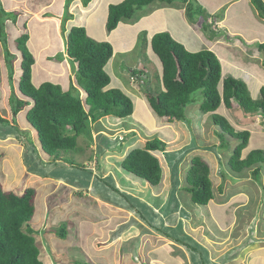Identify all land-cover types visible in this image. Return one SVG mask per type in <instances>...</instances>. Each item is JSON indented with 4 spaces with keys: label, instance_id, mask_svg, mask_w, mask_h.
Segmentation results:
<instances>
[{
    "label": "rangeland",
    "instance_id": "374dc122",
    "mask_svg": "<svg viewBox=\"0 0 264 264\" xmlns=\"http://www.w3.org/2000/svg\"><path fill=\"white\" fill-rule=\"evenodd\" d=\"M48 1L49 0H0V28H2V33L5 32L6 35V37L1 36V39H7V45L10 49L7 56L3 51L4 44L2 41L0 42V113L4 118L9 120L6 123L0 122V153L2 154L0 159V183L4 191L22 193L27 188H33L35 190L33 199V221L31 220L32 222L30 221L29 224L34 230L33 235L36 238V245L40 249V258L43 264H111L112 260L97 256L101 249L105 248L109 243H107V241L101 242L100 239L101 243L96 242L95 244L92 241L90 242L87 235V232H89L88 227H93L91 221H93L94 218L96 219L102 216V209L100 207L103 205H101L99 199L101 190L105 189L106 186L105 181L102 179L104 170H106L102 160V154L106 151L105 149L108 145H110V148H116L117 152H124L121 155L115 154V156L111 158L113 163L118 166L120 165V157L127 151L133 147L143 146L145 139L149 137L152 138L154 134V137H158L159 134L155 132L151 136L148 135V131L145 129L144 132L142 129L141 123L143 122L135 120L134 114H132L118 121L119 124L116 126L119 130H122L120 131L122 133L121 136H124L122 137L123 142L121 143L120 133H116V128L111 131L103 129L113 137L109 138L102 133L99 134L98 130L112 126L106 122L111 118L114 119L112 116H104L95 124L97 127L96 130H92L91 133H85L78 137L77 146L73 150L54 153L53 155L49 154L50 156L45 154L36 129L27 121L31 103L28 102L29 99L21 94L18 86L22 53L19 49L17 38L24 32L29 34L27 47L35 57L32 78L36 85L49 80L61 85L64 89L71 87V83L75 82L76 74L73 66L71 65L72 71V69L70 70L68 68L67 61H65L66 57H68L67 49H63V45L61 47L59 43H55L58 38L55 39L54 43L51 45L52 47L46 51H42L39 45L41 39L40 35L43 30L44 33L47 34V29H44L42 26L44 23L50 25L48 29L51 36H48L49 38H53V35L59 34L55 31L57 28L55 20L59 21L57 19L58 13L55 12L61 10V8L57 7L58 5L55 4V2L50 10L45 8L35 13V11L40 8V6H36L37 4L39 5V3L42 4ZM81 1L84 2V0ZM97 1L98 0H91L89 3V15L81 16L75 13L74 22L71 24L87 28L92 35H90V37L95 41L100 39L103 23L99 2ZM193 2L194 7L195 5L197 8L200 7L196 4L195 0H193ZM64 3H66L64 10H62L64 20H61L62 23L58 27L60 32L62 31L63 36L67 35L70 30L69 24H67V22V25L64 23L69 14V1L66 0ZM48 11L51 16H44L43 13H49ZM75 12H77V10H75ZM196 14H201L204 18L209 16L203 9L202 13L196 11ZM187 15L188 18L191 19L188 13ZM63 25H65V29H63ZM66 28L68 30L67 33L65 31ZM212 28L210 24V28L208 29L212 30ZM219 31L223 32V29L221 28ZM141 38H144L143 34ZM63 39L62 41L64 42L65 40ZM44 40L45 39H43V41ZM186 49L193 50L194 48L187 44ZM143 52L144 51L139 55L138 51H134V61L136 63L134 66L131 64L129 66L126 61H122L123 63L119 64V68H117V65L114 63V65L107 67L112 77L111 87H125V89L137 99L136 102L142 100L143 95L146 98V93H144L145 88L143 86L138 85L131 79L128 81L125 77L129 76V67L141 68L144 63V65L148 63L151 68L144 69L148 73V75L144 76L149 78L154 91H158L160 89L159 86H161V74L154 64L156 63L154 61L156 59L154 56L153 59L149 57L151 62H148ZM68 61H71V59L69 58ZM61 68H63L61 70L62 73L58 76V72L55 70ZM11 76L13 79H11ZM67 77H69L70 80ZM75 86L77 87V84H75ZM192 96L194 101L186 106L185 118L182 122L184 126L185 124H187V126H189V124L195 126L200 122L197 126L199 128L205 127V129L202 130L201 128L195 131L196 128L193 127L191 131L192 135L189 136L190 142L182 143L178 145V149L174 150L176 156L181 159L184 164V166L178 165L175 171L173 167L176 166V162H171L175 154H169L168 150L162 151L167 164L166 166L169 167L173 173V184L175 186H172V189H176L177 185L184 182L182 177L188 178L186 172L190 169V164L185 165V158L188 155L201 156L210 166V177L213 179L215 187V190H213L215 191L216 199L213 203H209L210 207L213 208L214 215L218 219L220 218V224L222 226V219L225 215L224 208L216 204L228 200L227 204L229 205L230 203L229 206H231L232 202L245 199V201L236 205V211H239L241 215V210L244 209V216H250V220L249 222H247L246 219L244 221L242 220V223L237 222L236 226L238 227L234 229V232L235 235L239 234L238 230L240 231V227L243 228V226L246 227L251 224L250 229H247V227L241 232H244L243 237L248 235V237H246L247 241L251 239V241L254 242L257 235L260 238L264 237V174L256 180L252 176L251 169L242 171L241 173H236L231 170L229 158L234 150L235 140L230 135L224 134V139L221 141L218 140L214 134L210 133L216 126L213 123L212 115L203 116L207 112L200 110L201 99H203L201 90L196 91ZM7 97L11 98V100L13 99L12 103L22 100H25L27 103H24L22 110L14 115L13 104ZM137 105H139V103ZM139 106L136 109V118L144 120L149 124L151 129L161 130L168 122L164 119V123H161L159 117L157 118L153 112H151V116L149 114H144V110ZM152 115L154 120L152 119ZM196 122L197 124H195ZM173 123L179 125V122ZM134 124L137 125L136 134L140 136L135 139L134 134L130 133L134 131ZM162 124L164 125L162 126ZM240 124L243 127L257 130L258 132L261 131L260 133H254L253 136L251 135L252 139L248 144L250 149L247 150L250 151L252 149L263 148L264 118L259 115H253L251 118L245 119V121L241 119ZM103 125L105 126L103 127ZM210 128L212 129L208 130ZM177 129L180 131L179 134L182 131L187 132L185 127L184 130L181 126H178ZM124 131H127V134H124ZM94 133L98 135L97 139L93 137ZM118 137L119 139H117ZM258 140H261L263 145L261 143V146H258ZM96 141L98 142V149L94 150L95 153L93 155V152L89 151L87 145ZM204 143L208 145V149L202 148L201 151V147L199 146L200 149H198L197 145H202ZM120 144L123 147H121ZM191 146H196L198 150L191 149ZM244 152L247 151L245 150ZM91 155H93V163L91 162V164H89V162H86L83 158L90 157ZM214 155H216V161L212 163L211 159ZM110 157L108 159H110ZM63 159L73 161L75 166L65 162ZM90 176L92 179L89 181ZM115 178L118 180L117 177ZM109 180L113 181L115 179L113 176H110ZM144 183L146 184V181H144ZM132 187V190H134V186ZM221 188L225 191L228 188L226 196L221 194V190L218 192ZM129 189L130 188H126L125 190L127 191ZM112 196L115 197V194L112 193ZM170 197L174 198V195L171 193ZM42 201L45 203V207L43 208L40 206ZM132 201V198H130L129 203ZM135 202H138L137 198H134V204ZM81 204H83V207ZM243 204L245 205L243 206ZM232 206H234V204H232ZM75 207L79 209H75ZM225 211H229L227 215H229L231 219L236 216L232 207H226ZM171 215L174 216L173 211H171ZM229 216L228 218L230 219ZM111 220L113 221V219ZM35 221H37V223ZM230 223H232V220H230ZM26 226L25 224L24 227ZM64 227L66 236L61 237L60 232ZM133 227H131V229L134 233L135 229ZM122 229L123 228L115 229L112 236L115 237L116 234L122 233ZM212 229L217 231L216 225H212ZM177 230L179 231L177 228H171L170 233L178 235ZM143 232H145V229L141 228L136 232L137 235H132L125 239L124 242L122 241L121 245H123L124 250L126 252H132V261L125 259L124 262H119L120 264H134V249H139V246L142 248L144 240ZM249 232L250 234H248ZM253 234L256 235L254 236ZM241 235L240 233V235L236 237L238 243L242 240L240 239ZM110 246H114V244L111 243ZM111 252L113 255L115 251L112 250ZM93 253H97V255ZM253 264H264V256L258 258Z\"/></svg>",
    "mask_w": 264,
    "mask_h": 264
},
{
    "label": "crops",
    "instance_id": "0c3cea01",
    "mask_svg": "<svg viewBox=\"0 0 264 264\" xmlns=\"http://www.w3.org/2000/svg\"><path fill=\"white\" fill-rule=\"evenodd\" d=\"M120 1L122 0L97 1L99 2V9L103 21L102 32L98 41H108L113 46V55L107 67L115 64L117 65V68H119V64L123 63L122 61H126L129 66L130 64L134 66L136 64L134 61V51H138L139 55L144 51L143 54L146 55L148 62H151L149 57L153 59L154 56L156 59L154 60L156 62L154 64L161 74V86H159L160 89L155 92H159L163 89L162 64L159 57L153 52L150 41L155 33L168 31L174 39L182 43L185 47L189 44V46L194 48L193 50L189 49L190 51H198L201 49L212 50L221 63L222 78L226 76L238 78L246 84L249 93L253 98L259 96L260 88L264 86V52L259 50L258 44L264 43V19L259 17L258 11L253 6L251 0H195L196 4L207 12L209 16L204 18L203 15L196 14V16L191 19H189L187 15L186 3L180 1H175L173 3L155 1L139 11L133 19L120 21L115 29L108 32L106 30L108 8L110 4L118 3ZM54 2L58 5L57 7L61 8V10H57V12L54 11L55 13H58L57 19L59 21L55 20L57 24L55 31L59 34L53 35V38H49L48 36H51L48 29L50 28V25L44 23L42 26L44 29H47V34H45L43 30L40 35L41 39L39 45L42 51H46L52 47L51 45L56 38H58L59 41L57 40L55 43H59L61 47L63 45L62 48L66 49L65 41H62L64 36L62 31L60 32L58 28L62 23L61 20H64L62 10H64V6L66 5L64 2H66V0H49L42 4L39 3V5L37 4L36 6H40V8L36 10L35 13H38L39 10L45 8L50 10ZM90 2L91 0L89 3ZM89 3L85 5L81 0H71L68 3V18L65 19L64 23L66 24L67 22L70 28L76 26L71 25L74 22L75 15H89ZM75 10H77V12H75ZM43 14L44 16H51L50 12H44ZM210 24L211 27H213L212 30L208 29L210 28ZM221 28L223 29V32L219 31ZM65 31L67 33V28ZM86 31L90 36L91 33L87 28ZM142 34L144 35L143 39L141 38ZM43 39L45 40L43 41ZM68 59L69 56L66 57L65 61H67L68 68L71 70L72 64ZM144 64L142 67L151 68L148 63H146V65ZM62 69L63 68L55 70L58 72V76L61 75ZM146 75H148V73ZM125 77L128 81H130V79L132 80L130 75ZM221 86L222 84L220 83V88ZM123 88L125 89V87ZM144 93H146V91ZM203 99H201V102ZM136 100L137 99L134 97L135 109L133 114L135 120L143 122L141 123L142 129L144 132L146 129L149 133L148 135L151 136L155 132L159 134L158 137L166 142L167 145L165 150H168L169 154H175L174 150L178 149V145L190 142L189 136L192 135L191 131L193 130V127L196 128L195 131H198L201 128L202 130L205 129V127L199 128L197 126L200 122L198 124L196 122L195 124L197 125L195 126H191V124H189V126L185 124L184 126V123L182 122L183 120L168 121L161 117H159V121L164 123L165 119V121H168L166 125L162 124V126H164L161 130L151 129L149 124L135 116L136 109L139 105V107L144 110V114H149L151 116V112L153 111L148 104L147 95L146 98L143 95L142 100L139 102H136ZM138 103L139 105H137ZM215 112L224 116L237 130L247 129L252 136L254 133L261 132L243 127L240 124L241 119L245 121V119H249L253 115L256 116L259 114L245 113L237 103H234L230 108L222 103ZM209 114L212 115L213 112H207L203 116ZM154 115L158 118L155 113ZM152 119L154 120V117ZM121 120L122 119L118 117H114V119L111 118L106 122L107 124L112 125L110 126L111 129L110 127L102 128L98 130L99 134L102 133L109 138L113 137L103 129L111 131L116 128V133H120V137H123L120 132L122 130H119L116 127L119 124L118 121ZM173 122H179V125H176ZM214 125L216 126L214 130H211L212 128L208 130H211L210 133L214 134L218 140L222 141V135L220 133L221 129L215 123ZM104 126L105 125H103V127ZM178 126H181L183 130L185 127L187 132L182 131L179 134L180 131L177 129ZM136 127L137 125L134 124V139L140 137L139 134H136ZM96 129L94 128L93 131ZM124 132V134H127V131ZM205 132L209 133L208 131ZM94 134L93 137L97 139L98 135ZM251 135L249 142L252 139ZM150 138L151 137L148 139ZM117 139H119V137ZM148 139L144 140V144ZM122 142L123 141L121 140V143ZM97 143L98 142L96 141L87 145L89 151L93 152V155L95 153L94 150L98 149ZM261 143L262 141L258 140L257 145L261 146ZM199 146L201 147V151L202 148L208 149L206 143L197 145L198 149H200ZM121 147L123 146L121 145ZM190 148L197 149L196 146H191ZM247 149H250L249 146L243 150V152L245 150L247 151L243 153V157L251 151H248ZM105 150L106 151L102 154V160L106 170H104L102 179L105 181L106 186L105 189L101 190L99 199V202L103 205L100 207L102 209V216L96 219L94 218V220L91 221L93 227H88L89 232H87V235L90 242L92 241L96 244V242L99 243L101 239V242L107 241L109 244L101 249L99 255L93 253L94 255L112 260L111 264H120L122 261L124 262L125 259L132 261V252H126L124 250L123 245H121L122 241L124 242L125 239L132 235H137L136 232L141 228H144L145 232H143L144 240L142 248L139 246V249H134V264H253L258 258L264 256V245H262L264 244V237L260 238L257 235L254 242H252L251 239L247 241L246 237H248V235L243 237L244 232L241 231L247 227V229H250L251 224L246 227L243 226V228L240 227V231L238 230L239 234L235 235L234 229L238 227L236 226V223H242V220L244 221L245 219L247 222L250 220V216H244V209L241 210V215L239 211H236V205L242 203L245 199L232 202L234 206H232V204L229 206L230 203L229 205L227 204L228 200L216 204L224 208L225 215L222 219L223 225L221 226L220 218L218 219L214 215L213 208H211L209 204L210 202L213 203L216 199L212 178L214 198L211 199L208 204H199L192 200L190 193L185 189L188 186V178L182 177L184 182L177 185L176 189H172V186H175L173 184V173L171 169L166 166L167 164L162 151L154 152L160 160L162 178L157 185H152L122 167V160L129 151L120 157V165L117 166L113 163L111 158L112 156H115V154L121 155L124 152H117L116 148H110V145H108ZM45 154L50 156L47 153ZM93 155L86 157L87 159H83L91 164V162L93 163ZM195 156L198 155H188L185 158V165L190 164V167L192 158ZM109 157L110 159H108ZM176 157L175 154L171 160V162H176V166H172L174 171L177 169L178 165L184 166L182 160L178 157L176 159ZM215 161L216 155L211 159L212 163ZM69 163L71 164L70 160ZM71 165L75 166V164ZM187 172L186 174L188 175ZM110 176H113L115 179L113 180L114 182L109 180ZM115 177H117L118 180H116ZM91 179L92 177L90 176L89 181ZM144 181H146V184ZM132 186H134V190H132ZM126 188L130 189L126 191ZM220 190L222 192L221 194L226 196L228 188L226 191L221 188L218 192H220ZM112 193L115 194V197L112 196ZM171 193L174 195V198L170 197ZM130 198L133 200L131 203H129ZM134 198L138 199V202H135V204ZM81 205L83 207V204ZM244 205L245 204H243V206ZM40 206L41 208L45 207V203L42 201ZM226 207L233 208V211L236 213L234 218L231 219V217L227 215L229 211H225ZM75 209L79 208L75 207ZM171 211L174 212V216L171 215ZM111 219H113V221ZM230 220H232V223H230ZM35 222L37 223V221ZM212 225H216L217 231L212 229ZM116 227L123 229L122 233L116 234L114 237L112 235L115 232V229H117ZM131 227L135 229L134 233ZM171 228L179 229V231L177 230L178 235L170 233ZM240 233L242 234L240 237L242 240L238 243L236 237H238ZM248 234H250V232ZM253 235L255 236L256 234ZM111 243H113L114 246H110ZM112 250L115 251V255H112Z\"/></svg>",
    "mask_w": 264,
    "mask_h": 264
},
{
    "label": "trees",
    "instance_id": "16d2710c",
    "mask_svg": "<svg viewBox=\"0 0 264 264\" xmlns=\"http://www.w3.org/2000/svg\"><path fill=\"white\" fill-rule=\"evenodd\" d=\"M89 1L84 0V4L87 5ZM155 1L186 3V11L191 18L196 11L202 13L200 7H194L193 0H122L110 4L106 30L110 32L120 21L133 19L139 11ZM251 2L259 17L264 19V0ZM1 36L6 37L2 28L0 42H3L4 54L8 56V41L6 38L2 40ZM28 39L29 34L26 32L17 38L22 53L18 86L21 94L31 103L27 120L36 129L45 153L53 155L73 150L77 146L78 137L96 129L95 124L104 116L125 119L133 114L134 96L121 86L110 85L112 77L106 69L113 55L110 42L95 41L83 26L70 28L64 39L76 76L75 82H70V89H64L49 80L39 85L33 82L35 57L27 47ZM150 42L162 64L163 89L159 92L153 90L149 78L144 76L147 74L144 67H130L129 75L135 83L145 88L152 111L168 121L184 120L186 106L194 101L192 95L201 90L204 99L200 110L213 112L212 119L221 129V139H224V134H228L236 142L229 158L231 169L236 173L251 169L253 178L258 180L264 174V148L252 149L243 157L250 131L235 129L224 116L215 111L222 103L229 108L237 103L245 113L259 114L264 118V86L260 88L259 96L253 98L242 80L233 76L222 78L221 63L212 50L190 51L168 31L155 33ZM258 47L264 52V43L258 44ZM12 100L10 98L11 103ZM24 103L27 102L22 100L12 103L14 115L22 110ZM8 121L0 113V122ZM166 145L159 137L150 138L144 146L129 150L122 160V167L150 184L157 185L162 178V167L154 152L165 150ZM63 160L69 163V159ZM187 173L188 186L185 189L192 200L208 204L214 198V192L207 162L195 156ZM34 196L33 188L15 193L4 191L0 183V264H43L34 230L29 224L34 214ZM60 235L66 236L65 227L61 229Z\"/></svg>",
    "mask_w": 264,
    "mask_h": 264
},
{
    "label": "clouds",
    "instance_id": "9594fccd",
    "mask_svg": "<svg viewBox=\"0 0 264 264\" xmlns=\"http://www.w3.org/2000/svg\"><path fill=\"white\" fill-rule=\"evenodd\" d=\"M65 46H66V44H65ZM69 56V55H68Z\"/></svg>",
    "mask_w": 264,
    "mask_h": 264
},
{
    "label": "built area",
    "instance_id": "2783aa9c",
    "mask_svg": "<svg viewBox=\"0 0 264 264\" xmlns=\"http://www.w3.org/2000/svg\"><path fill=\"white\" fill-rule=\"evenodd\" d=\"M121 139H122V137H121Z\"/></svg>",
    "mask_w": 264,
    "mask_h": 264
}]
</instances>
